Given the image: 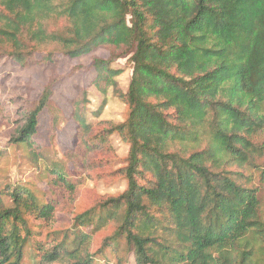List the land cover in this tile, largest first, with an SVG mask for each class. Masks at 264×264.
Segmentation results:
<instances>
[{
	"label": "trees",
	"instance_id": "1",
	"mask_svg": "<svg viewBox=\"0 0 264 264\" xmlns=\"http://www.w3.org/2000/svg\"><path fill=\"white\" fill-rule=\"evenodd\" d=\"M52 17H66L70 28L47 32ZM0 39L23 66L58 63L53 52L37 59L34 44H58L71 59L107 51L93 60L89 87L128 107L124 122L93 139L91 122L107 100L93 110L83 88L69 101L72 172L35 140L44 111L54 127L67 120L51 85L24 111L0 159L22 149L47 187H0V264H98L123 245L137 264H264L255 186L264 183V144L256 142L264 136V0H0ZM120 59L132 65L127 91L114 68ZM114 135L129 145L126 191L43 236L87 180L88 155ZM111 224L116 230L93 253L94 236Z\"/></svg>",
	"mask_w": 264,
	"mask_h": 264
},
{
	"label": "rangeland",
	"instance_id": "2",
	"mask_svg": "<svg viewBox=\"0 0 264 264\" xmlns=\"http://www.w3.org/2000/svg\"><path fill=\"white\" fill-rule=\"evenodd\" d=\"M70 26L66 17H52L44 23V28L49 33L66 32ZM34 45L32 48L36 51L37 59H41L44 52L58 54L57 65L29 63L23 66L7 55L10 49L0 39V144H6L10 140V136L21 123L24 111L38 101L45 89L51 85L53 90L51 100L58 106L61 116L67 120L54 127L52 115L44 111L39 118V130L35 140L51 160L65 162L67 154L73 149L77 128L75 121L70 118L72 108L69 101L77 96L80 89L88 88L90 91L93 110H98L103 101L107 100L102 116L91 122L90 137L93 139L102 134L107 135L113 124L124 122L127 118L128 107L122 100L117 99L113 92L104 97L89 87L96 75L93 60L108 58L107 51L100 49L71 59L63 55L58 44ZM114 68L123 70L119 78V88L127 91L132 76V65L128 59H120L114 64ZM108 142L109 145L106 147L88 155L84 175L87 180L78 188L74 199L60 207L56 221L44 232L43 236L70 229L77 215L97 203L116 198L126 191L127 180L123 175V170L127 166L129 145L118 135H114ZM256 142L264 144V136L258 137ZM66 163L69 171H74L72 163L69 161ZM38 170L39 165L29 160L22 149L12 147L8 155L0 159V187L3 189L9 184L28 182L35 184L38 190L44 191L47 186L38 178ZM255 186L261 190L264 211V183L257 180ZM115 230L116 225L111 224L96 234L91 244V251L98 252L104 240ZM33 250L30 244L27 254L29 255ZM98 260V264H137L124 245L104 251L102 256H98Z\"/></svg>",
	"mask_w": 264,
	"mask_h": 264
}]
</instances>
